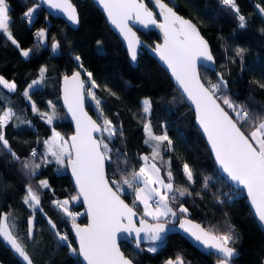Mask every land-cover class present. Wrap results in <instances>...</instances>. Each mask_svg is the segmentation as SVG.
Instances as JSON below:
<instances>
[{
  "label": "trees",
  "instance_id": "1",
  "mask_svg": "<svg viewBox=\"0 0 264 264\" xmlns=\"http://www.w3.org/2000/svg\"><path fill=\"white\" fill-rule=\"evenodd\" d=\"M72 1L80 21L76 27L58 16L48 14L37 0H7L12 21L9 30L19 45L28 41L32 51L27 58L21 55L20 48L6 38V34L0 35V75L8 81L12 80L17 86L15 91H9L0 85V108H11L15 113L4 127V135L12 151L21 160L32 159L31 151L36 149L34 163L41 164L33 175L22 167L21 161L15 160L6 150H0V214H11L9 222L15 224L13 234L25 246L33 264H81L78 253H73L69 247L70 244L71 248L76 249L72 221L52 203L76 195L67 169L59 172L54 161L41 163L42 154L46 151L43 142L51 137L52 129L58 130L66 138L71 133L64 126L68 117L60 101L59 87L65 75L79 69L74 59L77 55L84 69L92 73V78L99 85L93 91L102 101L105 117L112 120L117 128L123 129V135L117 132L110 142L107 133L99 136V139L103 136L113 149L109 153L111 160H106L110 182L129 176L133 170L138 171L143 164L140 159L142 155L151 157L150 146L144 144V122H151L155 134H162L167 129L173 141L172 150H162L161 155L165 161L171 160L174 187H186L191 193L179 197L173 203V209L177 212L173 222L187 217L205 229L215 228L218 234L227 233L231 226L234 228L233 234L238 237L232 245L238 257L232 260V264H262L264 253L245 249L247 239H252L264 248V235L249 210L246 198L218 174L206 143L194 124V114L167 72L145 50L139 54L137 65L133 66L121 41L108 27L96 5L91 0ZM177 2V11L197 23L215 59V69L199 67L203 81L217 83L218 74H222L227 81V95L234 102L244 104L254 115L264 116V88L260 87L264 85V15L259 14L255 7L256 4L264 7V0H236L240 14L246 18L243 28L235 12L220 0ZM30 7L36 8L31 21L23 16ZM39 17L41 21L38 26L46 27V41L43 43L38 39L30 42V27ZM138 34L151 45L159 40L153 30H138ZM54 42L59 44L55 51L51 47ZM238 48L244 50L242 59L236 55ZM42 66L47 68L44 81L29 90L30 103L24 92L33 80L39 78ZM82 74L87 80L83 71ZM88 83L91 87L90 81ZM85 96L88 111L102 123L87 90ZM144 97L152 102L149 114L142 111L141 100ZM49 101L55 105L57 113L51 125L38 112H33L31 107L34 102L39 112L51 114ZM48 159H51L50 155ZM125 160L127 163H124ZM150 161L153 160L150 158ZM153 162L161 168L162 176L166 177L167 165L162 166L159 160ZM184 162L193 171L194 183L190 184L182 172ZM206 179L207 188L204 187ZM41 180H47L50 187H39ZM29 186L40 198L36 209L30 208L23 200ZM121 194L132 205L134 194L131 190L126 189ZM178 204H183L188 212L180 214ZM135 209L143 213L139 203ZM69 211L80 213L76 218L77 224H86L87 219L79 200L69 204ZM31 217L33 230L29 238L28 220ZM49 220L56 224V229L51 227ZM57 233L67 234L68 241H61ZM150 244L156 245V252L147 251L146 245L141 246V253L127 243H121L120 247L134 264H165V261L175 259L177 255L182 256L187 264H215L217 259L210 252L198 251L179 234H171L161 243ZM0 263L25 264L2 239Z\"/></svg>",
  "mask_w": 264,
  "mask_h": 264
},
{
  "label": "snow or ice",
  "instance_id": "2",
  "mask_svg": "<svg viewBox=\"0 0 264 264\" xmlns=\"http://www.w3.org/2000/svg\"><path fill=\"white\" fill-rule=\"evenodd\" d=\"M96 2L103 7L109 22L118 29L127 42V49L133 61L137 59L138 48L147 46L133 31L129 21H136L144 29L155 26L163 33V43L156 44L151 51L158 54L159 59L171 71L186 99L194 105L196 120L215 153L216 161L231 181L247 190L254 214L261 230H264V116L254 115L244 104L234 102L227 95V81L222 74H218L217 83L201 81L197 69L198 63L204 62L205 67L214 64L208 42L200 35L196 24L179 15L174 7H170L164 0H153L159 10L158 15L163 18L162 22L157 21V13L153 12L144 0H96ZM220 2L234 11L240 27H245L246 18L240 14L236 0H220ZM43 3L64 14L72 24H79L78 11L71 0H43ZM255 7L259 14L264 15V7L259 4ZM35 11L36 8H28L23 14L24 18L31 21ZM9 12L10 6L7 0H0V35L6 34V38L20 48L9 30L12 22ZM35 35L42 41L46 37V31L41 29ZM51 47L55 51L59 48V44L54 42ZM31 51L20 48L21 55L26 58ZM243 51L239 48L236 50V55L241 59ZM74 59L80 71L73 72L71 76L65 75L63 79L64 104L75 121V134L70 139H65L53 128L51 137L43 142L46 151L42 154L41 163L49 164L54 160L61 168L70 167L78 192L71 197V200H54L52 203L72 221V229L79 245L78 252L86 264H133V260L120 250L117 243L119 234H127L124 238L133 242L137 250L143 251L142 241H159L162 234L167 231V225L172 222L166 218L177 216V212L173 210V203L177 202L179 197L191 193L186 187H174L171 160L165 161L161 155L162 150H172L173 141L169 138L167 129L162 134H155L150 121L143 123V130L146 134L144 144L150 146L151 157L142 155L140 159L144 161L143 166L138 171L133 170L129 176L121 177L119 181L110 182L106 178L105 161L111 160L109 153L113 149L109 147L108 142H105L103 136L101 139H96L93 133H107L110 142L117 132L122 136L123 129L117 128L112 120L105 117L101 107L102 101L93 91V88L99 85L92 78V73L84 69L80 56L77 55ZM46 71L47 68L42 66L39 69V78L33 80L25 90L24 96L29 101H31L29 90L43 83ZM82 71L91 83L87 95L95 102L101 124L84 111L85 79L81 78ZM0 85L9 91H15L17 87L15 82L5 80L3 76H0ZM260 87L264 88V85ZM110 94L115 95L111 92ZM141 103L143 113L149 114L152 102L145 98ZM49 105L52 108L51 114L39 112L34 102L31 107L33 112H38L41 118L51 125L57 118V113L51 101ZM14 116L15 113L11 108L6 110L0 108V150H6L15 160L21 161L22 167L34 175L41 167V164L34 163V158L37 157L36 149L31 151L32 159L21 160V157L12 151L5 138L3 129ZM49 154L51 159H48ZM150 158L153 161L159 160L162 166L167 165L166 177L161 176V168L156 163H148ZM124 163L127 161L125 160ZM182 172L190 184L194 183L193 171L187 162L183 163ZM125 186L134 194L132 206L120 197L119 193L126 190ZM207 186L206 179L204 187ZM39 187L49 188L50 185L47 180H41ZM81 197L88 206L89 217V223L83 227L76 223L80 213L69 211L70 202H76ZM23 200L33 209L38 208L40 204V198L31 186L27 188ZM137 203L143 205L138 227L135 219L138 216L135 211ZM177 207L180 214L188 212L183 204H178ZM10 215V213L0 214V239L7 243L26 264H33L25 246L13 234L15 224H10ZM146 218H151L153 223H149ZM48 222L53 229H56L55 223L51 220ZM28 224L27 235L31 238L33 219H29ZM179 227L206 249L212 250L211 254L217 255L215 264H232L233 258L237 255V250L232 245L238 239L233 234V227L230 226L227 233L218 234L215 228L205 229L188 219L180 220ZM57 235L61 241H68L67 234L57 233ZM69 247L73 253L77 252V249L71 248L70 244ZM147 251L156 252L157 247H148ZM165 264H187V262L182 256L177 255L175 259L165 261Z\"/></svg>",
  "mask_w": 264,
  "mask_h": 264
},
{
  "label": "water",
  "instance_id": "3",
  "mask_svg": "<svg viewBox=\"0 0 264 264\" xmlns=\"http://www.w3.org/2000/svg\"><path fill=\"white\" fill-rule=\"evenodd\" d=\"M91 1H92V2L96 5V7H97V8L103 13L104 18H105V20H106V23H107L108 27H109V28H110V29L116 34V36L118 37V39L121 41L123 47L125 48V50H126V52H127V55H128L129 61H130V63H131L133 66H136V65H137L139 54L142 53V52H144V50H145L148 54H150L151 56H153V57L156 59V61L159 63V65H160L161 67H163L164 70L167 72V74L169 75V78H170L172 84H173L174 87L179 91V93L181 94V96L183 97V99L185 100V102H186V103L188 104V106L191 108V110H192V112H193V114H194V120H193V121H194V124H195L196 128L198 129V131L200 132V134L202 135V137H203V139H204V141H205V143H206V146H207L208 151H209V153H210V155H211V157H212V160H213V162H214V164H215V167H216V170H217L218 174H219V175L221 176V178H222L223 180H225V181H226V182H227V183H228V184H229L234 190H236V191H241V192H242V194H243V195L245 196V198H246V202H247V204H248L249 210H250L252 216L254 217V220H255V222L257 223L258 228L260 229V231H261L262 234L264 235V230H261V227H260V225H259V222H258V220H257V218H256V216H255V214H254V209H253L252 206H251L250 199H249L248 196H247V190H246L242 185H237L236 182L231 181V180L227 177V174L223 172V170H222L221 167L219 166L218 162L216 161L215 153L212 151V149H211V145L209 144L206 135L203 133V130L201 129V127L199 126L198 121L196 120V112H195V107H194V105H192L191 102H190L189 100L186 99L185 95L182 93V90L179 88L177 82L175 81L174 77L171 75V71H170V70L167 68V66H166V65H165V64L159 59L158 54H156L155 52L151 51V49L154 48L156 44H162V43H163V33H162L158 28H156L155 26H152V27H150V28H148V29H144V28H143L140 24H138L136 21H129V24H130V26L133 28V31L136 32L137 36L140 38V40L143 42V44L147 46V47L141 46L140 48H138L137 59H136L135 61H133V60L131 59L130 54H129L128 49H127V42L122 38V36L120 35L118 29H116L115 26L112 25V24L109 22L106 13H105V11L103 10V7H102L101 5H99V4L96 2V0H91ZM37 2L43 7V9H44L45 11H47L48 14H50V15H52V16H58V17L62 18L66 23H68V24H69L70 26H72V27H76V26H77V24H72V23L66 18V16H65L64 14L60 13V12L57 11V10H53V9H51L47 4L43 3V0H37ZM71 2L73 3L72 0H71ZM164 2H165V3H168L170 7H174V10H175L179 15L183 16L185 19L191 20L192 23L196 24V26H197V28H198V30H199V32H200V35H201V36H202V37L208 42V40L206 39V37L201 33V31H200L199 26L197 25V23H196L193 19H191L190 17H187V16H185V15H183V14H181L180 12L177 11V9H176L177 6H178V2H177V0H164ZM144 3H146L147 6H148L153 12L157 13V16H156L157 21H158V22H162V19H163V18H162L161 16L158 15V11H159V10L155 7V5H154V3H153V0H144ZM73 4H74V3H73ZM74 5H75V4H74ZM138 30H139V31H143V32H147V31H149V30H153V31H155V32L157 33V35H158V37H159V40H155V41L153 42V44L151 45V44L147 43L146 41H144V40L140 37V35L138 34ZM208 45H209V48H210V44H209V42H208ZM210 50H211V48H210ZM212 55H213V54H212ZM213 57H214V56H213ZM200 66H204V62L198 63V65H197V69H198L199 74H200V71H199V67H200ZM204 67H205V66H204ZM215 67H216V65H215V59H214V64H212L210 67H206V68H209V69H215ZM75 71H80V70L77 68V69H75L73 72H75ZM73 72H72V73H73ZM72 73L69 74L68 76H71ZM63 78H64V77H63ZM63 78H62L61 81H60V87H59V88H60V101H61V104H62V107H63L64 111H65L66 114H67L68 122H69V124L71 125V133H70L69 136L67 137V139H70V137H71L72 135L75 134L76 124H75V121L72 119L71 113L68 112V110H67V106L64 104V79H63ZM81 78H82V79H85L84 76H83V74H82V72H81ZM200 78H201V75H200ZM201 81L204 82L202 78H201ZM87 85H88V82H87L86 79H85V92H86V90H87ZM86 103H87V102H86V96H85V97H84V111H85V112H86V113H87V114H88L93 120H95L98 124H101V123H100L97 119H95V118L93 117V115L88 111L87 106H86ZM93 135H94V137H95L96 139H99V136L101 135V133H93ZM67 173H68V175H69V177H70V180H71L72 186H73V188H74V190H75V193H76V195H77L78 187H77V185L75 184V178H74L73 175H72V172H71V168H70V167H67ZM105 175H106V178H108V176H107V172H106V161H105ZM108 179H109V178H108ZM109 181H110V179H109ZM114 190H115V189H114ZM119 194H120L121 199H123L125 203L129 204V206H132L130 203H128V202L123 198V196H122L121 193H119ZM79 202H80V203L82 204V206H83L84 215L86 216V219H87V222H86L85 225H87V224L89 223V217H88V215H87V207H88V206H87V204L84 202L83 197H81V198L79 199ZM135 211H137V210L135 209ZM137 213H138V212H137ZM139 215H140V213H138L137 218H135V219H136V226H137V227L139 226ZM146 219H148L149 223H153V221H152L151 219H149V218H146ZM184 219H188V220L192 221V222L195 223V224H199V223H197L196 221H194V220H192V219H190V218H187V217H186V218H184ZM182 220H183V219H182ZM161 222H163V220H162ZM85 225H82V227L85 226ZM202 227H203V226H202ZM171 234H179V235H181V236H182L183 238H185V239H186V240H187V241H188V242H189V243H190L195 249H197V250L200 251V252H203V253L210 252V253H212V250H210V249H206L203 245H201V244H200L199 242H197L193 237H191L189 233L185 232L184 229H181V228L179 227V221L169 223V224L167 225V231L164 232V233L162 234V237H161V239H160L159 241H155V242H152V241H142L141 246H142V245H146V244H150V243H161V242H163V241H164L169 235H171ZM126 235H127V234H124V233L119 234V237H120V238H119L118 241H117V243L119 244V247H120V244H121V243H127V244H129V245H130L135 251L141 253L142 251L137 250V249L134 247V243H133V242H131L130 240L124 238ZM141 235H143V234H141ZM72 236H73L74 241H75V245H76V249H77V253H78L79 261H80L81 264H86V262L83 260V257L79 255V252H78L79 245H78V241H77V238H76V236H75V232H74V230H72ZM141 249H142V248H141ZM120 250L122 251L121 247H120ZM122 252H123V251H122ZM123 253H124V252H123ZM213 255H214V254H213ZM125 256H126V255H125ZM215 256L217 257V255H215ZM126 257H128V256H126ZM237 257H238V253H237V255H236L233 259H235V258H237ZM128 258H129V257H128ZM129 259H130V258H129ZM133 264H134V263H133Z\"/></svg>",
  "mask_w": 264,
  "mask_h": 264
},
{
  "label": "rangeland",
  "instance_id": "4",
  "mask_svg": "<svg viewBox=\"0 0 264 264\" xmlns=\"http://www.w3.org/2000/svg\"><path fill=\"white\" fill-rule=\"evenodd\" d=\"M40 21H41V17H39L37 20H36V23L37 24H39L40 23ZM41 29H44L45 31H46V27H44V26H39V30H41ZM46 41V37H45V39L44 40H42V42L44 43ZM20 48H23V49H25V50H27V49H29V47H28V41L26 40V41H24L23 43H21L20 44ZM1 76V75H0ZM5 79V78H4ZM5 80H7V79H5ZM11 82H13L12 80H10ZM87 81V80H86ZM88 82V81H87ZM88 87H90V84L88 83V85H87ZM27 98V97H26ZM145 98H147V97H144L142 100H141V102L145 99ZM148 99V98H147ZM28 100V99H27ZM29 101V100H28ZM30 103H31V101H29ZM64 126L68 129V130H71V125L69 124V122H66V123H64ZM56 130V129H55ZM57 132H59L58 130H56ZM60 133V132H59ZM61 135L65 138V139H67L62 133H61ZM157 135H159V134H157ZM50 155V154H49ZM54 161V160H53ZM55 162V161H54ZM144 162V161H143ZM66 163V162H65ZM148 163L149 164H151V163H154L153 161H148ZM67 164V163H66ZM67 169V167H65V168H61L59 165H58V171L59 172H61V171H65ZM161 176H162V174H161ZM67 199H69V200H71V198H67ZM64 200V199H63ZM71 203V202H70ZM174 210V209H173ZM175 211V210H174ZM176 218H177V216L176 217H168V218H166V219H169V220H171L172 222L173 221H175L176 220ZM30 219H33V217H31ZM149 219H151V218H149ZM7 244V243H6ZM8 245V244H7ZM9 246V245H8ZM151 246H156L155 244H146V248H148V247H151ZM10 247V246H9ZM245 249H247V250H254V251H258V252H260V253H264V248L260 245V244H258L257 242H255V241H253L252 239H247V241H246V243H245ZM14 251V250H13ZM18 255V254H17ZM21 259V258H20ZM22 260V259H21ZM23 261V260H22ZM24 262V261H23ZM25 264H26V262H24Z\"/></svg>",
  "mask_w": 264,
  "mask_h": 264
},
{
  "label": "built area",
  "instance_id": "5",
  "mask_svg": "<svg viewBox=\"0 0 264 264\" xmlns=\"http://www.w3.org/2000/svg\"><path fill=\"white\" fill-rule=\"evenodd\" d=\"M39 31V26L37 23H34L29 30L28 33V37H29V41L33 42V41H37L39 38L35 35L36 32Z\"/></svg>",
  "mask_w": 264,
  "mask_h": 264
},
{
  "label": "crops",
  "instance_id": "6",
  "mask_svg": "<svg viewBox=\"0 0 264 264\" xmlns=\"http://www.w3.org/2000/svg\"><path fill=\"white\" fill-rule=\"evenodd\" d=\"M10 82V81H9ZM143 164H144V162H143ZM143 164L141 165V166H143ZM142 207H143V205L142 204H140ZM0 264H2V263H0Z\"/></svg>",
  "mask_w": 264,
  "mask_h": 264
}]
</instances>
